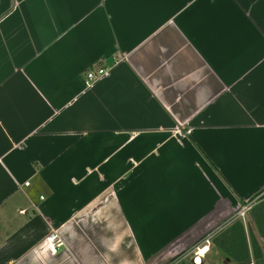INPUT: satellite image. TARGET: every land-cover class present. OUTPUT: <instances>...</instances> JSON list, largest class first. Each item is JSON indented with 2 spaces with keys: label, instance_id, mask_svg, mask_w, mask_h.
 Listing matches in <instances>:
<instances>
[{
  "label": "crops",
  "instance_id": "obj_1",
  "mask_svg": "<svg viewBox=\"0 0 264 264\" xmlns=\"http://www.w3.org/2000/svg\"><path fill=\"white\" fill-rule=\"evenodd\" d=\"M252 202L264 0H0V264H193Z\"/></svg>",
  "mask_w": 264,
  "mask_h": 264
},
{
  "label": "rangeland",
  "instance_id": "obj_2",
  "mask_svg": "<svg viewBox=\"0 0 264 264\" xmlns=\"http://www.w3.org/2000/svg\"><path fill=\"white\" fill-rule=\"evenodd\" d=\"M237 213V212H235ZM256 215H260L262 216L260 219H253V216L255 217ZM234 216V215H233ZM246 222L244 223V221L241 219L240 221L242 222V224L245 227V231H246V235L240 236L237 239H235L233 241L236 251L237 253H241V257L243 259L242 264H264V259H262L261 261H257L253 258V256L249 255V258L247 259V256L244 255L245 252V248H247V242L248 245L250 244L251 238H252V234L255 235V237L257 238L258 242L260 243L261 247H263L264 250V212H262V209L260 207H256L254 210L249 211V213L246 215L245 217ZM237 221V220H236ZM229 222V223H228ZM235 222L231 221V219H229L227 222H224L222 225H220V227H218L215 231H213L210 235H211V245H212V253L211 254H207L204 258V263L203 264H237V262L234 260L229 259V257H227V255L216 245L215 240L216 238L221 241V238H225L226 233L224 234V232H226L228 230V227L230 226L231 223ZM224 234V235H223ZM209 237V236H208ZM230 242H228L229 244ZM195 244V246H191L190 249L185 252L186 255L191 256V252L192 250H194V248H196L197 245ZM184 254H180L178 255L176 258L172 259L169 264H190L189 262H182L181 257ZM246 259V261H245Z\"/></svg>",
  "mask_w": 264,
  "mask_h": 264
},
{
  "label": "trees",
  "instance_id": "obj_3",
  "mask_svg": "<svg viewBox=\"0 0 264 264\" xmlns=\"http://www.w3.org/2000/svg\"><path fill=\"white\" fill-rule=\"evenodd\" d=\"M225 233H226L225 238H221V241H219L216 238L215 243L227 255V257H229V259H231L233 261L235 260L237 262V264H242V262H243V259L241 257L242 254L237 253L233 241L240 236L246 235L244 225L242 224V222L240 220H237V221L235 220V222L230 224V226L228 227V230L226 232H224V234ZM228 242H230V243L228 244ZM244 255L247 256V259L249 258V255H250V257L252 255L253 258L257 261H261L262 259H264L263 247H261L257 238L253 234H252V238H251L249 245L247 242V248H245ZM245 261H246V259H245Z\"/></svg>",
  "mask_w": 264,
  "mask_h": 264
},
{
  "label": "built area",
  "instance_id": "obj_4",
  "mask_svg": "<svg viewBox=\"0 0 264 264\" xmlns=\"http://www.w3.org/2000/svg\"><path fill=\"white\" fill-rule=\"evenodd\" d=\"M108 71L109 70H107L106 68H103V67L99 68L97 71H93V70L87 71L86 81H85L86 84L91 85L92 83H94L98 79L104 77L105 75H108ZM27 184H28V182H27ZM252 204H253V202L243 206L238 211V213L233 218H231V221L242 219L245 223L246 222L245 217L248 214V212L250 211ZM210 237H211V235L205 240L206 243H209ZM46 243L48 246V251L51 254H56L58 249L63 245L62 240L60 239L57 232H55V231L49 232V234L46 237ZM207 247L208 246L199 245L196 248H194V250H192L191 257H192L193 264H202L203 263V259L205 258L207 251H208V250H206Z\"/></svg>",
  "mask_w": 264,
  "mask_h": 264
},
{
  "label": "bare ground",
  "instance_id": "obj_5",
  "mask_svg": "<svg viewBox=\"0 0 264 264\" xmlns=\"http://www.w3.org/2000/svg\"><path fill=\"white\" fill-rule=\"evenodd\" d=\"M208 248H206V250H207Z\"/></svg>",
  "mask_w": 264,
  "mask_h": 264
}]
</instances>
